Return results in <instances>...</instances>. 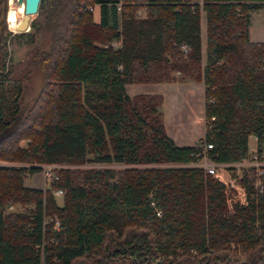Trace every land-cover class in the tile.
Here are the masks:
<instances>
[{
	"label": "trees",
	"instance_id": "obj_1",
	"mask_svg": "<svg viewBox=\"0 0 264 264\" xmlns=\"http://www.w3.org/2000/svg\"><path fill=\"white\" fill-rule=\"evenodd\" d=\"M7 2L0 161L22 165L0 164V264H264V193L244 175L247 203L229 208L223 184L191 165L206 143L221 163L247 156L250 135L264 151V41L249 38V11L264 0H39L22 32L8 29ZM7 41L31 47L18 70H5ZM31 67L44 79L21 115ZM186 79L204 84L205 130L180 146L165 130L162 95L129 96L126 84ZM86 162L125 167H64L49 187L24 185L42 164ZM12 203L25 212H6Z\"/></svg>",
	"mask_w": 264,
	"mask_h": 264
},
{
	"label": "rangeland",
	"instance_id": "obj_2",
	"mask_svg": "<svg viewBox=\"0 0 264 264\" xmlns=\"http://www.w3.org/2000/svg\"><path fill=\"white\" fill-rule=\"evenodd\" d=\"M191 1H200V0H191ZM8 5V2H7ZM8 9V7H7ZM8 11V10H7ZM250 17H249V33L252 40H263L264 41V2L258 3V6L255 9H251L249 11ZM36 15H34L35 17ZM33 17V18H34ZM7 20V19H6ZM201 35H202V56H203V64L205 62V49H206V36H205V19L204 14L202 13L201 16ZM8 29L12 32H15L12 30L9 25L7 26ZM49 42V35L46 32H43L42 35L39 38L38 44L41 47H47ZM31 49L28 45H20L17 43V41L9 42L7 41L6 44V56H5V70H7L11 65L13 67L15 66L16 70L20 69L21 64L20 62H24L26 59L27 52ZM44 79V72L40 68H33L31 67L30 73H28L27 77H25L22 80L23 85V92L20 99V109L19 113L21 115H24V113L27 111V109L32 104L34 98L38 94L39 90L41 89L42 83ZM127 93L128 95L133 94L135 90L131 89V87H135L140 92H147L154 90L155 92L162 91L165 94V102L163 107H161V112H164V118L166 121H169L171 117L174 118L178 116L179 114H183L185 116L184 123L189 125L191 128H193V131L196 132V130L199 128V135L202 134V125H197V123H193L191 121L192 115H187L189 113V109H187V105H189V100H183L178 96H171V92L169 90H166V86L161 83H129L127 84ZM166 91V92H165ZM162 105V104H161ZM193 114V113H192ZM196 114H194V119H196ZM254 145V138L253 136L249 138V148L253 147ZM249 152V149H248ZM0 164L3 165H9V166H17L22 165L18 163H8L6 161H0ZM180 165L178 163H167L162 164L161 166H177ZM64 167H114V168H122L125 167V165L121 163H95V162H86L82 165H67V164H57V171L60 168ZM230 166H225V169H231ZM235 170L234 175L236 173V168H232ZM225 172V171H224ZM233 174V171H232ZM25 184L30 187L35 188H45L49 187L50 182L46 181L45 176L43 175L42 170H39L34 173H29L24 178ZM63 195V194H62ZM62 195L56 196V202L58 205L62 204ZM13 207H6V212H25V207H21L20 205L16 203L11 204Z\"/></svg>",
	"mask_w": 264,
	"mask_h": 264
},
{
	"label": "built area",
	"instance_id": "obj_3",
	"mask_svg": "<svg viewBox=\"0 0 264 264\" xmlns=\"http://www.w3.org/2000/svg\"><path fill=\"white\" fill-rule=\"evenodd\" d=\"M112 44L117 46L119 42L114 41ZM207 148H211L210 143L205 144L203 150L200 152L201 157L196 162H192L191 165L201 167L205 173L211 174L223 184L225 198L229 208H231L233 204L243 206L247 203L246 185L241 182L244 175H248L250 178L252 189L264 193V151L260 154L256 145L249 148L247 156L236 161V163L232 165V168H236V173L234 175L235 170L233 171V174L232 172L225 174L224 167L226 164L211 160L206 154L205 150ZM56 169L57 164H42L41 170L46 181L50 182L51 180L58 178ZM62 193L63 192L60 188L53 190L55 197L62 195ZM9 207L11 208L13 206L10 204ZM54 222V228L58 229V219L55 218Z\"/></svg>",
	"mask_w": 264,
	"mask_h": 264
},
{
	"label": "crops",
	"instance_id": "obj_4",
	"mask_svg": "<svg viewBox=\"0 0 264 264\" xmlns=\"http://www.w3.org/2000/svg\"><path fill=\"white\" fill-rule=\"evenodd\" d=\"M119 4L117 3V10H119ZM92 13H93V19L94 21L98 22L100 20V6L99 4H94L92 6ZM202 28V25H201ZM249 38L251 39L250 33ZM252 40V39H251ZM252 41H263V40H252ZM201 44H202V35H201ZM203 47V44H202ZM201 63L203 65V56L201 59ZM149 83V82H148ZM150 83H161L165 85L166 90H169L171 92V96H178L183 100H189V105H187V109H189V113L187 115H192L191 121L193 123H197V125H202V134L199 135V128L195 131H193V128H191L189 125L184 123L185 116L183 114H179L178 116L174 118L171 117L169 121H166L164 118V112H162V120L165 127V130L167 134L172 138V140L180 146L183 145H193L196 141H198L203 135L205 130L204 125V115H203V103H204V84L202 81L194 80V79H186V80H173V81H160V82H150ZM129 84V83H128ZM127 85V84H126ZM126 86V90H127ZM131 89L135 90L133 94L129 95L132 96L136 93H158L161 94L163 97L162 105L163 107L165 102V94L162 91L155 92L147 91V92H140L137 91L138 89L135 87H131ZM166 92V91H165ZM193 113V114H192ZM194 114H196V119H194ZM253 135H250L252 137ZM249 138H248V147H249ZM254 138V145H256V139ZM236 162H230V163H224L226 166H230L231 169H224L225 174L230 173L234 171L232 169V165H234ZM24 185L25 184L24 181ZM30 187V186H28Z\"/></svg>",
	"mask_w": 264,
	"mask_h": 264
},
{
	"label": "water",
	"instance_id": "obj_5",
	"mask_svg": "<svg viewBox=\"0 0 264 264\" xmlns=\"http://www.w3.org/2000/svg\"><path fill=\"white\" fill-rule=\"evenodd\" d=\"M18 3L22 2V0H16ZM24 11L25 14L16 24L15 32H22L27 31L30 28V21L33 19L31 18V14L36 15L38 9V2L39 0H24Z\"/></svg>",
	"mask_w": 264,
	"mask_h": 264
},
{
	"label": "bare ground",
	"instance_id": "obj_6",
	"mask_svg": "<svg viewBox=\"0 0 264 264\" xmlns=\"http://www.w3.org/2000/svg\"><path fill=\"white\" fill-rule=\"evenodd\" d=\"M24 5V0L20 3L16 0H8L7 22L12 30H15L16 24L25 14ZM30 16L33 18L34 14H31Z\"/></svg>",
	"mask_w": 264,
	"mask_h": 264
}]
</instances>
